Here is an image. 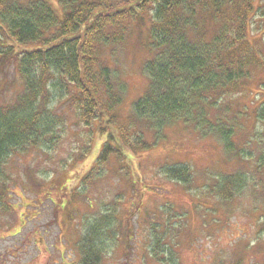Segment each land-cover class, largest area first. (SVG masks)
Returning a JSON list of instances; mask_svg holds the SVG:
<instances>
[{"label":"rangeland","instance_id":"rangeland-1","mask_svg":"<svg viewBox=\"0 0 264 264\" xmlns=\"http://www.w3.org/2000/svg\"><path fill=\"white\" fill-rule=\"evenodd\" d=\"M255 5L249 40L263 58L264 0ZM146 28L131 25L117 48L123 91L114 92L120 102L105 112L114 119L104 125L106 134L98 131L90 140L85 123L63 103L65 125L58 123L54 150L22 152L4 168L0 264H81V236L104 216L113 220V238L105 241L98 264H264V123L256 119L264 104V71L224 96L210 111L211 123L197 117L189 125L171 123L156 140L145 130L147 151L132 153L118 138L128 154L98 164L108 138L118 136L115 130L125 126L131 103L144 92ZM3 70L4 105L14 101L21 79L13 65ZM166 165H186L189 184L166 179ZM232 174L244 185L223 201L211 190Z\"/></svg>","mask_w":264,"mask_h":264},{"label":"trees","instance_id":"trees-1","mask_svg":"<svg viewBox=\"0 0 264 264\" xmlns=\"http://www.w3.org/2000/svg\"><path fill=\"white\" fill-rule=\"evenodd\" d=\"M54 1L60 14L49 0H0V98L5 66L13 65L21 79L14 101L0 104V187L14 156L54 150L58 123L65 125L61 104L85 123L90 140L98 131L107 133L103 127L114 119L105 112L120 102L114 92L123 91L117 48L131 25L147 26L148 57L140 69L147 83L131 103L125 126L103 146L98 164L112 154H128L118 138L132 153L147 151L145 130L154 131L156 140L171 123L189 125L196 117L210 122V111L219 109L224 96L264 71L263 50L253 49L248 33L256 0ZM256 115L264 123V104ZM162 173L183 186L192 179L186 165H166ZM237 177L217 180L212 193L227 201L244 185ZM112 225L104 216L81 236V264H98L105 241L113 238ZM154 247L159 254L158 242Z\"/></svg>","mask_w":264,"mask_h":264}]
</instances>
